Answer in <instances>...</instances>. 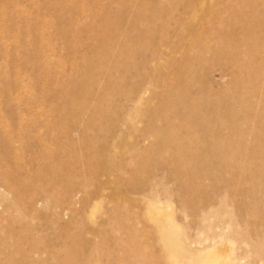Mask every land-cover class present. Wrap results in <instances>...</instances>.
<instances>
[{"label": "rangeland", "instance_id": "1", "mask_svg": "<svg viewBox=\"0 0 264 264\" xmlns=\"http://www.w3.org/2000/svg\"><path fill=\"white\" fill-rule=\"evenodd\" d=\"M0 264H264V0H0Z\"/></svg>", "mask_w": 264, "mask_h": 264}, {"label": "bare ground", "instance_id": "2", "mask_svg": "<svg viewBox=\"0 0 264 264\" xmlns=\"http://www.w3.org/2000/svg\"><path fill=\"white\" fill-rule=\"evenodd\" d=\"M16 208V207H15ZM178 237H180V236H178Z\"/></svg>", "mask_w": 264, "mask_h": 264}]
</instances>
